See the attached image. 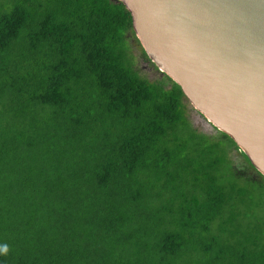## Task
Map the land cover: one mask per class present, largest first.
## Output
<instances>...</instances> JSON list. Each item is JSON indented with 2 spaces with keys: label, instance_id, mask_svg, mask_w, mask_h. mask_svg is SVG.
Listing matches in <instances>:
<instances>
[{
  "label": "trees",
  "instance_id": "obj_1",
  "mask_svg": "<svg viewBox=\"0 0 264 264\" xmlns=\"http://www.w3.org/2000/svg\"><path fill=\"white\" fill-rule=\"evenodd\" d=\"M130 35L116 0H0V264H264V177Z\"/></svg>",
  "mask_w": 264,
  "mask_h": 264
},
{
  "label": "water",
  "instance_id": "obj_2",
  "mask_svg": "<svg viewBox=\"0 0 264 264\" xmlns=\"http://www.w3.org/2000/svg\"><path fill=\"white\" fill-rule=\"evenodd\" d=\"M150 62L264 177V0H116Z\"/></svg>",
  "mask_w": 264,
  "mask_h": 264
},
{
  "label": "rangeland",
  "instance_id": "obj_3",
  "mask_svg": "<svg viewBox=\"0 0 264 264\" xmlns=\"http://www.w3.org/2000/svg\"><path fill=\"white\" fill-rule=\"evenodd\" d=\"M131 42L134 49V55L136 56V70L137 72L144 78L150 81H161L165 79V75L159 72L158 68L154 66L149 59H146L141 54L140 46L135 42V37L131 36ZM189 119L193 125V127L207 135L216 136L218 135V131L209 124L204 117H202L197 111L193 108L189 107ZM235 161H237V157H234Z\"/></svg>",
  "mask_w": 264,
  "mask_h": 264
},
{
  "label": "clouds",
  "instance_id": "obj_4",
  "mask_svg": "<svg viewBox=\"0 0 264 264\" xmlns=\"http://www.w3.org/2000/svg\"><path fill=\"white\" fill-rule=\"evenodd\" d=\"M0 251L7 252V245L0 247Z\"/></svg>",
  "mask_w": 264,
  "mask_h": 264
}]
</instances>
